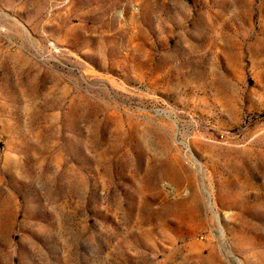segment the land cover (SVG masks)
Wrapping results in <instances>:
<instances>
[{
    "label": "rangeland",
    "instance_id": "obj_1",
    "mask_svg": "<svg viewBox=\"0 0 264 264\" xmlns=\"http://www.w3.org/2000/svg\"><path fill=\"white\" fill-rule=\"evenodd\" d=\"M0 264H264V0H0Z\"/></svg>",
    "mask_w": 264,
    "mask_h": 264
}]
</instances>
